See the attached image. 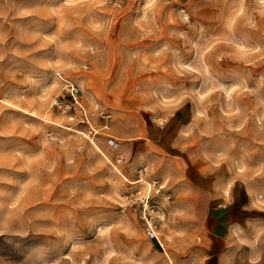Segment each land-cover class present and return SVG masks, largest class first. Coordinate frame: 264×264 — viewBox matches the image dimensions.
Here are the masks:
<instances>
[{
  "label": "rangeland",
  "instance_id": "374dc122",
  "mask_svg": "<svg viewBox=\"0 0 264 264\" xmlns=\"http://www.w3.org/2000/svg\"><path fill=\"white\" fill-rule=\"evenodd\" d=\"M0 264H264V0H0Z\"/></svg>",
  "mask_w": 264,
  "mask_h": 264
},
{
  "label": "crops",
  "instance_id": "0c3cea01",
  "mask_svg": "<svg viewBox=\"0 0 264 264\" xmlns=\"http://www.w3.org/2000/svg\"><path fill=\"white\" fill-rule=\"evenodd\" d=\"M178 117L181 119L180 115H178ZM139 137L140 136L136 138L133 137V139H137ZM125 146L126 148L131 147L132 149L134 148L138 149L139 145H135V142L132 141L131 145H128L126 143L124 147ZM154 146L160 150H163L166 153L165 156H171L173 158L178 159L182 157L181 155H183V149L181 148V145H154ZM194 166L195 164H192L191 169L194 170L195 169ZM206 177L207 175L203 176L201 174H198L196 176H193L192 180L196 182L197 180ZM203 182L204 180L203 181L200 180L199 182V184H201L199 185L200 188L203 189H200L199 186L196 187H198L201 190V192L203 193V195L206 196L208 201L207 211H206V215L204 216L203 225L204 224L206 225L207 229L205 230V233L207 234L208 238L212 241L211 244L212 253L210 254L209 257L215 258L218 255L216 254L217 252H220L219 257H221L227 249V239L231 229L236 224L237 215L231 211V207H229L230 205H228L227 203H223V204H227L226 208L221 207V205H223L220 200L221 195L219 193H212V191L208 192L207 190H205L204 186L202 185ZM212 188L213 187L210 185L211 190ZM226 192H228V190H226ZM226 200L228 199H225V201ZM217 246L219 247V249L216 250L215 247Z\"/></svg>",
  "mask_w": 264,
  "mask_h": 264
},
{
  "label": "built area",
  "instance_id": "2783aa9c",
  "mask_svg": "<svg viewBox=\"0 0 264 264\" xmlns=\"http://www.w3.org/2000/svg\"><path fill=\"white\" fill-rule=\"evenodd\" d=\"M69 88V92L74 100V103L79 105V101L77 100L79 90L75 88V86H71ZM79 107L81 109V113L83 114V119L87 122V124H90L87 112H85V110L80 105ZM101 116L105 118L104 113H102ZM108 142L113 149L119 148V143L116 140L110 138ZM120 160L121 159H119V162ZM147 170L148 169H146V167H142V169L138 171L139 177H143L147 173ZM130 207L133 209L134 213L138 214L140 219L144 222L148 237L150 239L157 238L158 234L156 229L157 221L160 218V212L156 210V206L151 204L149 191L146 194L139 192L135 197L132 196ZM221 207L226 208L227 204H223Z\"/></svg>",
  "mask_w": 264,
  "mask_h": 264
},
{
  "label": "bare ground",
  "instance_id": "6f19581e",
  "mask_svg": "<svg viewBox=\"0 0 264 264\" xmlns=\"http://www.w3.org/2000/svg\"><path fill=\"white\" fill-rule=\"evenodd\" d=\"M69 87V86H68ZM79 105L83 108V106H82V104L79 102ZM84 109V108H83ZM142 178V179H141ZM132 184L133 185H139V186H141L142 188H143V186H146V188H147V190H149V188H150V190H151V183L150 182H148L146 179H144L143 177H139V179L138 180H133L132 181ZM157 238H158V236H157ZM157 238H155V239H152V240H156Z\"/></svg>",
  "mask_w": 264,
  "mask_h": 264
}]
</instances>
